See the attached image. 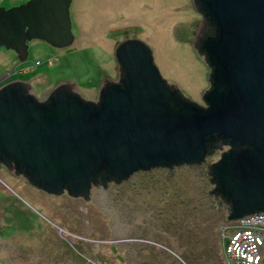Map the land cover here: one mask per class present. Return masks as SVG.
<instances>
[{"label":"water","instance_id":"obj_1","mask_svg":"<svg viewBox=\"0 0 264 264\" xmlns=\"http://www.w3.org/2000/svg\"><path fill=\"white\" fill-rule=\"evenodd\" d=\"M193 1L216 26L203 45L214 68L213 86L203 93L207 104L171 90L167 81L180 86L163 78L152 48L126 34L116 49L124 74L119 83H104L100 101L76 95L74 80L59 82L44 100L27 80L1 85L0 159L15 160L32 181L49 190L67 187L90 198L92 182L106 185L110 178L120 180L140 168L201 162L214 152L210 143L224 138L234 148L209 164L211 181L217 182L209 191L231 205L230 218L263 211L264 0ZM71 4L27 0L0 6V46L26 61L33 39L71 45Z\"/></svg>","mask_w":264,"mask_h":264},{"label":"rangeland","instance_id":"obj_2","mask_svg":"<svg viewBox=\"0 0 264 264\" xmlns=\"http://www.w3.org/2000/svg\"><path fill=\"white\" fill-rule=\"evenodd\" d=\"M26 1L0 0V6ZM201 15L193 0H72L74 42L56 47L33 39L26 61L0 46V77L10 74L0 86L30 80L32 92L44 100L59 82L74 80L83 97L96 100L104 83L119 77L116 49L127 34L152 48L163 78L207 104L210 67L193 44ZM214 148L202 162L173 165V173L169 166L140 168L122 182L95 183L89 199L37 189L32 198L0 165V207L9 215L1 223L0 264H226L225 244L240 217L230 218L231 205L209 191L215 181L208 166L221 155ZM56 225L73 232H62L65 238ZM126 231L164 246L111 242Z\"/></svg>","mask_w":264,"mask_h":264},{"label":"flooded vegetation","instance_id":"obj_3","mask_svg":"<svg viewBox=\"0 0 264 264\" xmlns=\"http://www.w3.org/2000/svg\"><path fill=\"white\" fill-rule=\"evenodd\" d=\"M201 26H202V24L200 25V27ZM125 38H127V37H123V39H125ZM118 43H121V40H119ZM119 67H120L119 68V77L117 79H115V80H111L110 82H107L106 84H108V83L109 84L110 83H119L120 82V80H121V78H122V76L124 74V69H123V67H122L121 64L119 65ZM222 147H224V148L226 147V149H224L223 152H222ZM233 148H234L233 144L229 140L224 139L223 144H221V146H219L217 148V150L218 149L221 150V152H220L221 155H220V157L215 162H218L223 157V154L224 153L230 151ZM239 148H243V146L241 145V146H239ZM217 150H215V151H217ZM207 155H206V157H207ZM206 157L204 158V160H206ZM215 162L212 163V164H215ZM194 163H198V162H194ZM0 165L3 168L4 172L8 173L11 177L14 178V184L16 185V187L19 188L20 191H22L23 193H25L26 195H28V196H30L32 198H34V191H35V189H37L41 193L42 192H45V193H49L50 195H57V196L58 195H62V196L68 195V196H71L72 198H77V199H80V198H82V199L89 198V197L84 196L83 194H72V193H70V191H69V189L67 187H63V189H61L60 191H57L56 192V191L47 189L45 186H41V185L35 183L34 181H32L29 178V176L26 174L25 170L19 169V167L17 166L15 160H13V159H11L9 163L7 161H5V160L0 159ZM153 167H156V166H153ZM165 167H167V166H165ZM170 167H173V166H170ZM150 168H152V167H150ZM150 168H147V169H144V170H148ZM209 169H210V167H209ZM211 176H214V174H211ZM128 177H130V175ZM128 177L122 178L120 180H118L117 178H110V180H108V182H112V181L122 182L124 180H127ZM99 181H101L100 178H99ZM98 184H100V182H98ZM216 184H217V182L216 183L214 182V184H213L214 185V189H215V185ZM96 185H97V183H96ZM106 185H104V186H106ZM93 186H95L94 182L91 183V188ZM214 189L212 191H214ZM2 202L5 203V200L2 201ZM40 204L42 206H45L44 197H41ZM228 207L230 208L231 206H228ZM8 216H9L8 215V210L5 207H0V232H1V223H2V220H6ZM56 228L59 231V233H60L61 236H63L62 235V232H65L67 234L68 233L71 234V232H73V231L70 232V230L66 229L63 226H59V225H56ZM126 233L129 234V235L124 236L123 238L117 237V238L113 239V241H111V242H115L116 245H119L120 242L129 243L130 241H139V242L142 241V242H145L146 244H149V245L150 244H154V245H157V246H164L159 241L152 240L150 238H145V237H142V236L141 237H134V236L131 235V233H128L127 231H126ZM63 237L67 238L66 235H64ZM82 238H84V237L82 236ZM69 241H71V240H69Z\"/></svg>","mask_w":264,"mask_h":264},{"label":"built area","instance_id":"obj_4","mask_svg":"<svg viewBox=\"0 0 264 264\" xmlns=\"http://www.w3.org/2000/svg\"><path fill=\"white\" fill-rule=\"evenodd\" d=\"M34 67L33 64L21 70ZM233 227L224 251L227 264H264V210L238 218Z\"/></svg>","mask_w":264,"mask_h":264},{"label":"trees","instance_id":"obj_5","mask_svg":"<svg viewBox=\"0 0 264 264\" xmlns=\"http://www.w3.org/2000/svg\"><path fill=\"white\" fill-rule=\"evenodd\" d=\"M198 5H199L198 7L200 8V11L199 12L202 14L203 19H202V22H201L202 26L199 28V36H198V39L196 41L195 47H196L197 51L199 52V54H201L203 56L205 62L210 67V76H209L210 88L209 89H211L212 86H213L212 74L214 73V68L211 66L210 62L207 60V55H206V52H205V50L203 48V45H204L205 40L208 37L215 35L216 26L213 23V21L211 20V18L209 16H207L203 12L202 7L200 6V3L199 2H198ZM167 84H168V86H169V88L171 90L177 91L178 94L181 95L183 99H185V100H191L187 96H185V94L181 91V89L177 85L172 84V83H170L168 81H167ZM209 89L207 91H209ZM73 92L76 95L78 94L80 97H83L75 88H73ZM98 101H100V95H99ZM223 141H224V138H220V139H216L215 141L211 142L210 143V146H209V150H211L213 147H215L216 144H218V145L223 144ZM103 173H104V171L101 172L97 177L101 179Z\"/></svg>","mask_w":264,"mask_h":264},{"label":"crops","instance_id":"obj_6","mask_svg":"<svg viewBox=\"0 0 264 264\" xmlns=\"http://www.w3.org/2000/svg\"><path fill=\"white\" fill-rule=\"evenodd\" d=\"M14 1H16V0H14ZM200 15H201V13H200ZM201 20H202V15H201ZM29 83H30V86H31V81L30 80H27ZM31 90H32V86H31ZM79 242V240H73V243H78ZM88 258H90V259H92L91 257H88ZM75 264H80V263H75Z\"/></svg>","mask_w":264,"mask_h":264},{"label":"bare ground","instance_id":"obj_7","mask_svg":"<svg viewBox=\"0 0 264 264\" xmlns=\"http://www.w3.org/2000/svg\"><path fill=\"white\" fill-rule=\"evenodd\" d=\"M226 244H227V242H226ZM226 244H225V246H226ZM224 259H225L224 263H226V264H227V262H226V258H224Z\"/></svg>","mask_w":264,"mask_h":264}]
</instances>
